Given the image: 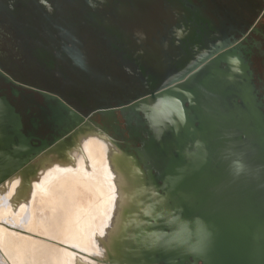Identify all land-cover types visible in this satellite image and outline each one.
<instances>
[{
	"label": "water",
	"instance_id": "obj_1",
	"mask_svg": "<svg viewBox=\"0 0 264 264\" xmlns=\"http://www.w3.org/2000/svg\"><path fill=\"white\" fill-rule=\"evenodd\" d=\"M31 3L45 14L28 13L30 27L57 30L30 32L41 46L32 53L41 71L33 68L60 75L54 91L73 106L24 79L21 88L46 101L28 118L0 88V185L93 124L138 190L106 264H264L258 42L212 0ZM7 72L0 60V81L17 85Z\"/></svg>",
	"mask_w": 264,
	"mask_h": 264
},
{
	"label": "bare ground",
	"instance_id": "obj_2",
	"mask_svg": "<svg viewBox=\"0 0 264 264\" xmlns=\"http://www.w3.org/2000/svg\"><path fill=\"white\" fill-rule=\"evenodd\" d=\"M88 129L54 147L65 160L33 184L43 195L24 198L22 173L0 185V264H106L101 258L115 253L138 190L119 148Z\"/></svg>",
	"mask_w": 264,
	"mask_h": 264
},
{
	"label": "flooded vegetation",
	"instance_id": "obj_3",
	"mask_svg": "<svg viewBox=\"0 0 264 264\" xmlns=\"http://www.w3.org/2000/svg\"><path fill=\"white\" fill-rule=\"evenodd\" d=\"M10 0H0V60L6 66L7 74L13 78L17 85H12L0 81V88L6 89V93L12 101L19 107L30 110L29 117H33L34 113L41 114L43 111L41 106H46L43 96L33 93L29 90L21 88L24 79H29L37 84V78L34 80L35 74L34 59L32 56L33 49H37L35 41L30 33L25 30L29 29L31 23L28 18L26 8L19 9L16 17H12L7 10ZM15 1L14 8L18 9V2ZM26 1V0H24ZM29 1V0H27ZM17 2V3H16ZM216 8L222 16L228 17V23L235 26L241 32L248 34V37L258 42L256 46V57L254 60V68L256 69V78L260 76L262 82L259 84L264 88V0H212ZM29 9H36L38 6L32 4L31 0ZM39 11V10H38ZM45 13L39 11L38 16ZM34 17V16H33ZM71 23H79V14L72 13ZM34 26V22L32 23ZM48 28V27H47ZM57 33V30L41 29L39 38H48L47 33ZM62 81L58 78V81ZM15 88L17 95L12 93ZM264 92V89H262Z\"/></svg>",
	"mask_w": 264,
	"mask_h": 264
},
{
	"label": "rangeland",
	"instance_id": "obj_4",
	"mask_svg": "<svg viewBox=\"0 0 264 264\" xmlns=\"http://www.w3.org/2000/svg\"><path fill=\"white\" fill-rule=\"evenodd\" d=\"M16 1L17 2L18 1L22 2L21 4L16 2L19 5L18 9L14 8L13 4L15 3V1H13L14 3L12 5H10V3H8V5H7V10L10 12L12 17L15 18L16 17V13H19V11H20L19 9H22V8H26L27 9V13H30V14L32 13V15L38 14L39 11L37 9H33L32 10V9L28 8V3L30 2V0L29 1H27V0L26 1H24V0H16ZM25 2L27 4H25V6H24ZM41 26H42V23L40 25L34 24L33 28L32 27H30V29L27 28V30H25V31L27 33H30V32L33 31L37 35H39L38 33H40L41 32L40 30L43 29V28H41ZM43 26H44V28H46L44 24H43ZM39 47H41V46L39 45L37 48H39ZM32 59H34V63H36L35 57H33ZM255 62H256V60H255ZM34 67H35V69L37 68V71L40 70V68L37 66V63H36V66L34 65ZM42 72L43 73L45 72V73L44 74H41V73L37 74L35 72V74H36V76H38L37 78H40L39 80H37L38 83H41L46 88H44V89L38 88V89H40L42 91H45L47 93H50L52 95H55L59 99H61L63 102L67 103L70 106H73L72 105L73 103H71L69 101H65L62 98V96H61L62 94H60L58 91H54L55 89L58 90V88L61 86V82L63 81V78L60 75H57V74H50L49 71L42 70ZM58 78H61L62 81H60V80L58 81ZM47 83H48V86H47ZM21 85L28 86L26 83H22ZM91 125H93V124H91ZM88 128L89 127H86L85 129H83L84 130L83 133H85L86 135L91 131V129H88ZM64 140L66 142H70L71 141L69 138H64ZM51 148H48L49 150L46 149L47 151L45 150V151H43V153L38 154L37 158H35V161L32 164V167H33L32 170L25 171V173L22 172V174L24 175L23 178L25 179V183H28V184H25V187H24L25 188L24 198L27 199L28 201L35 199L36 196L39 197L40 194L43 195V193H39V192L35 191V188L33 187V184L42 183L45 180L46 175L48 174L47 172H48L49 168H51L55 164V162L56 163L57 162H64V160H65L64 159V155H61V153L59 151H57V149H55V148L51 149ZM27 179H28V182H27Z\"/></svg>",
	"mask_w": 264,
	"mask_h": 264
}]
</instances>
